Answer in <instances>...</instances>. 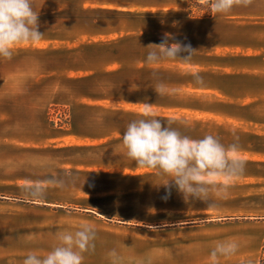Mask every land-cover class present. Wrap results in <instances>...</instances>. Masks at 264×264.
I'll return each instance as SVG.
<instances>
[{"label": "crops", "instance_id": "crops-1", "mask_svg": "<svg viewBox=\"0 0 264 264\" xmlns=\"http://www.w3.org/2000/svg\"><path fill=\"white\" fill-rule=\"evenodd\" d=\"M76 4L79 15L129 19L124 30H140L138 20L167 30H193L199 62L233 64L241 57L264 64V0L215 16L210 3L201 0H34L43 39L19 45L11 60L0 58V264H23L28 207L74 203L80 190L76 161H86L88 170L115 161L113 167L131 170L133 187L144 191L176 188L171 181L168 188L162 185L159 177L164 176L153 170L137 167L121 139H74L68 115L74 106ZM220 141L238 143L245 170L226 196L210 193L214 206L206 207L217 213L191 227L202 228L201 237L187 239L193 232L182 231V264H209L215 245L230 240L239 250L221 258V264H264V139ZM51 177L63 179L65 187H49L40 201L21 189L26 180Z\"/></svg>", "mask_w": 264, "mask_h": 264}, {"label": "rangeland", "instance_id": "rangeland-1", "mask_svg": "<svg viewBox=\"0 0 264 264\" xmlns=\"http://www.w3.org/2000/svg\"><path fill=\"white\" fill-rule=\"evenodd\" d=\"M79 6L74 106L67 114L74 139H121L127 124L141 118L144 104L152 105L165 126L172 120L171 127L194 139L206 134L264 139V64L253 62L256 58H236L233 64L199 62L193 30H167L149 20L136 22L140 30H124L129 19L79 15ZM165 33L174 37L169 43L197 51L190 61L145 63L151 50L147 46L159 44ZM192 72L200 74L203 86L195 83ZM158 82L167 85L170 94L157 95ZM101 162L88 170L86 161H76L81 167L76 169L75 186L80 190L70 207H28L27 252L51 251L58 243L57 231L74 232L90 223L96 229L95 250L84 254V264H110L107 254L112 249L122 264H182V231L193 232L187 239L201 237L204 230L191 227L217 212L201 200L185 201L176 188L137 189L131 170L113 167L112 160Z\"/></svg>", "mask_w": 264, "mask_h": 264}, {"label": "clouds", "instance_id": "clouds-1", "mask_svg": "<svg viewBox=\"0 0 264 264\" xmlns=\"http://www.w3.org/2000/svg\"><path fill=\"white\" fill-rule=\"evenodd\" d=\"M211 6V14L230 13L237 7H249L253 0H201ZM39 12L34 0H0V58L11 60L19 45L38 43L44 33L39 29ZM165 33L159 44H150L146 56L148 65L159 64L163 60H182L188 62L197 52L190 45H181ZM186 52L187 55L181 56ZM197 85L203 86L204 80L198 72L190 73ZM157 95L170 94L167 85L156 83ZM139 119L127 124L121 136L126 156L136 162L137 167L153 170L156 176L169 177L162 185L169 187L173 182L185 201L198 199L208 206L210 193L216 196L227 194V189L234 179L243 175L246 161L240 156L238 143L225 145L213 134L194 139L171 127L166 126L152 110L151 104H144ZM185 127L189 125L183 122ZM238 140V137H237ZM218 178H223L221 183ZM49 187L63 189L65 181L51 177L43 180H26L21 186L24 193L33 201L42 200ZM58 243L51 251L29 250L23 264H84L85 253L94 252L96 229L90 223H82L74 232L57 231ZM239 244L235 241L218 242L211 250L209 264H221V258L228 259L237 254ZM110 264H122V259L115 249L108 252ZM251 264V262H249Z\"/></svg>", "mask_w": 264, "mask_h": 264}]
</instances>
